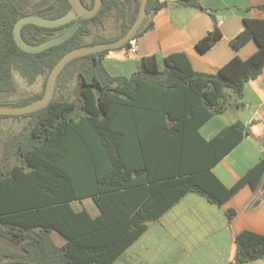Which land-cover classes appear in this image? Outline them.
<instances>
[{
  "label": "trees",
  "instance_id": "1",
  "mask_svg": "<svg viewBox=\"0 0 264 264\" xmlns=\"http://www.w3.org/2000/svg\"><path fill=\"white\" fill-rule=\"evenodd\" d=\"M81 2L87 8L94 4ZM132 2L129 13L122 0H102L94 16L83 18L68 0L30 10L15 0H0V105L22 106L40 98L48 73L69 50L121 37L139 9V0ZM179 2L203 9L199 0ZM166 4L147 0L146 15L131 39L147 31L152 26L147 16ZM72 12L76 17L58 27L27 23L20 28L21 39L37 45L73 26L64 41L36 53L16 45L12 30L21 16L62 18ZM243 24L230 43L238 49L253 39L256 51L246 58L234 55L216 72L198 71L184 52H172L161 67L155 55H147L131 74L112 75L103 64L109 50H103L67 62L45 107L0 114L27 118L21 137L9 147L18 162L0 168V264H112L149 221L187 193L221 205L245 184L255 189L264 174V158L231 187L212 172L247 135L245 125L235 121L209 139L199 131L223 112L231 95L226 89L240 97L245 83L264 67V17H245ZM114 28L117 32L108 33ZM220 38L214 25L195 48L203 53ZM15 74L29 83L39 77L44 81L39 90L11 101ZM73 80L77 92L61 96ZM85 198L97 208L96 215L72 207ZM226 213L231 217L234 210ZM54 232L63 243L54 241ZM234 245L236 263L264 258V234L244 229L235 235Z\"/></svg>",
  "mask_w": 264,
  "mask_h": 264
},
{
  "label": "crops",
  "instance_id": "2",
  "mask_svg": "<svg viewBox=\"0 0 264 264\" xmlns=\"http://www.w3.org/2000/svg\"><path fill=\"white\" fill-rule=\"evenodd\" d=\"M166 1L164 8L147 16L152 26L135 39L134 52L128 45L104 55L103 64L110 74H131L141 67V59L147 55H155L161 67L163 58L172 52H184L194 69L213 73L234 55L246 58L256 51L253 39L238 49L232 47L230 40L243 29L245 17H264V0H199L203 9L182 5L179 0ZM214 25L220 29L221 38L207 51H197L196 42ZM235 121L242 122L248 133L212 167L226 187L264 158V67L256 78L245 83L240 97L230 95L223 112L210 117L199 131L209 139ZM85 199L73 201L72 207L79 210L83 206L92 216L96 215L97 208L94 214L82 204ZM228 209L234 210L231 217L227 216ZM147 225L119 258L131 248L125 255H131L134 264L143 259L152 262L155 252L161 253L166 264H264V258L233 261L238 232L247 229L264 234V174L255 189L245 184L221 205L189 192ZM52 236L57 244L64 242L57 233ZM123 262L128 260L124 258Z\"/></svg>",
  "mask_w": 264,
  "mask_h": 264
},
{
  "label": "water",
  "instance_id": "3",
  "mask_svg": "<svg viewBox=\"0 0 264 264\" xmlns=\"http://www.w3.org/2000/svg\"><path fill=\"white\" fill-rule=\"evenodd\" d=\"M68 1L72 5L75 12L83 18H90L94 16L100 9L101 3H102V0H94L93 6L91 8H87L86 6H84L81 0H68ZM146 4H147V0H139V9H138L137 15L134 21L132 22V24L129 26V28L126 30V32L121 37H119L118 39L114 41L98 43V44L89 45V46H82L79 48H74V49L69 50L57 61V63L50 70L47 76V79H46V84H45L43 95L40 98L26 105H22V106L0 105V114L1 115H20V114L33 112V111H36V110H39L45 107L52 99L56 78L58 74L60 73V71L62 70V68L64 67V65L70 60L76 57L82 56V55L95 53V52H99L103 50H112V49H116V48H120L124 46L127 42L131 40V38L136 34L139 27L141 26L143 19L146 15ZM73 18H74L73 16L62 17V18H44V17H40L37 15H30V14L21 16L13 26V30H12L13 39L16 45L23 51L31 52V53L40 52L50 46L56 45L64 41L71 35L73 30H66L63 33L57 36L48 38L37 45H30V44L25 43L21 39L20 28L27 23H31L37 26H42V27H58L60 25H63L69 22ZM1 264H30V263L7 262V263H1Z\"/></svg>",
  "mask_w": 264,
  "mask_h": 264
},
{
  "label": "rangeland",
  "instance_id": "4",
  "mask_svg": "<svg viewBox=\"0 0 264 264\" xmlns=\"http://www.w3.org/2000/svg\"><path fill=\"white\" fill-rule=\"evenodd\" d=\"M53 1L54 0H15V2L24 10L44 8L48 4L52 3ZM122 1H124L126 10L129 13H131L133 9L132 0H122ZM70 15L73 16L74 18L76 17V14L74 12L70 13ZM72 28L73 26H70L66 28L65 30H72ZM115 32H117L116 28H114L113 30H110V32L108 33H115ZM14 78H15V82L17 85L16 86L17 89L14 94L8 97V100H11V101H13L15 98L22 97L26 94H30L34 91L39 90L44 81L43 77H39L35 82L29 83L24 78H21L16 74L14 75ZM46 79L47 77L45 78V81ZM77 90H78V86H76L73 80L70 83L69 87L65 90V92L64 93L62 92L61 96L71 97L73 94L77 92ZM226 90L229 94L234 95L233 93H230L228 89ZM26 120L27 118H23V117H20V118L0 117V168L1 167L10 168L13 164L18 162V160L14 156L9 154V147L21 137V131L23 130V125L25 124ZM82 204L88 206L89 210H91L92 213L95 214L97 212L96 207L94 206L93 202L90 199H85L84 203L82 202ZM75 206H78L77 203H75ZM129 250L126 253L130 252ZM125 254L122 255L113 264H123L124 258L128 260L127 263L134 264L132 260V256L125 255ZM155 254L156 255H154L153 259L151 258L152 262H147L148 259H145V260L143 259V260L138 261V264H166L167 263V262H162L163 260L161 258H163V256L160 257L161 255L160 252H155ZM171 264H181V262H171Z\"/></svg>",
  "mask_w": 264,
  "mask_h": 264
},
{
  "label": "built area",
  "instance_id": "5",
  "mask_svg": "<svg viewBox=\"0 0 264 264\" xmlns=\"http://www.w3.org/2000/svg\"><path fill=\"white\" fill-rule=\"evenodd\" d=\"M130 45H131L130 51L134 52L135 51V39L130 40Z\"/></svg>",
  "mask_w": 264,
  "mask_h": 264
},
{
  "label": "flooded vegetation",
  "instance_id": "6",
  "mask_svg": "<svg viewBox=\"0 0 264 264\" xmlns=\"http://www.w3.org/2000/svg\"><path fill=\"white\" fill-rule=\"evenodd\" d=\"M40 17H42V16H40ZM44 18H45V17H44ZM65 29H66V28H65ZM65 29L63 30V32L66 31ZM63 32H61V33H63ZM59 34H60V33H59ZM59 34L57 33V34H54V35H51V36L54 37V36H57V35H59ZM50 38H51V37H50Z\"/></svg>",
  "mask_w": 264,
  "mask_h": 264
},
{
  "label": "clouds",
  "instance_id": "7",
  "mask_svg": "<svg viewBox=\"0 0 264 264\" xmlns=\"http://www.w3.org/2000/svg\"><path fill=\"white\" fill-rule=\"evenodd\" d=\"M132 40V39H131ZM129 45H130V41H129ZM131 46V45H130Z\"/></svg>",
  "mask_w": 264,
  "mask_h": 264
}]
</instances>
